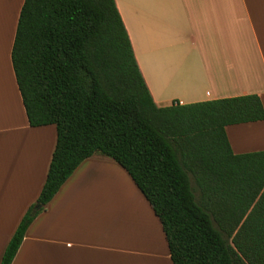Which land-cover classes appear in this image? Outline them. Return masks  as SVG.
<instances>
[{
	"label": "trees",
	"instance_id": "16d2710c",
	"mask_svg": "<svg viewBox=\"0 0 264 264\" xmlns=\"http://www.w3.org/2000/svg\"><path fill=\"white\" fill-rule=\"evenodd\" d=\"M11 58L30 125H55L57 142L1 264L94 155L130 175L173 264H264V151L235 155L226 132L264 121L259 96L157 106L115 0H25Z\"/></svg>",
	"mask_w": 264,
	"mask_h": 264
},
{
	"label": "crops",
	"instance_id": "0c3cea01",
	"mask_svg": "<svg viewBox=\"0 0 264 264\" xmlns=\"http://www.w3.org/2000/svg\"><path fill=\"white\" fill-rule=\"evenodd\" d=\"M25 0H0V264L46 182L55 125L29 123L12 65ZM159 107L257 95L264 0H115ZM235 155L264 151V121L226 128ZM12 264H173L162 224L111 158L85 160L30 225Z\"/></svg>",
	"mask_w": 264,
	"mask_h": 264
},
{
	"label": "water",
	"instance_id": "95a60500",
	"mask_svg": "<svg viewBox=\"0 0 264 264\" xmlns=\"http://www.w3.org/2000/svg\"><path fill=\"white\" fill-rule=\"evenodd\" d=\"M39 209H40V206L37 205V206L35 207L34 213L37 212Z\"/></svg>",
	"mask_w": 264,
	"mask_h": 264
}]
</instances>
